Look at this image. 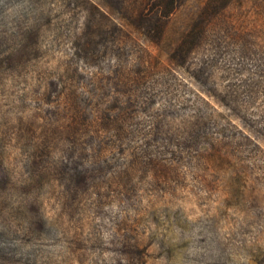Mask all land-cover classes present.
Returning <instances> with one entry per match:
<instances>
[{
  "label": "rangeland",
  "instance_id": "obj_1",
  "mask_svg": "<svg viewBox=\"0 0 264 264\" xmlns=\"http://www.w3.org/2000/svg\"><path fill=\"white\" fill-rule=\"evenodd\" d=\"M96 1L0 0V264H264V0Z\"/></svg>",
  "mask_w": 264,
  "mask_h": 264
},
{
  "label": "trees",
  "instance_id": "obj_2",
  "mask_svg": "<svg viewBox=\"0 0 264 264\" xmlns=\"http://www.w3.org/2000/svg\"><path fill=\"white\" fill-rule=\"evenodd\" d=\"M86 1L89 3V0ZM181 1L182 0H97L96 2H90V4L94 7V10L101 14V16L103 15V11H101L102 8L103 10H108L111 14L120 16L123 21L127 22V24L133 26L139 31L142 29H147L148 32L146 33V37L151 42L158 44L163 36V30L166 22L168 21L169 17L179 8ZM106 17L109 18L108 16ZM92 44L93 43L88 42L84 45V47L81 45L80 49H82L85 53L90 52ZM82 50L80 51L82 52ZM79 58L82 63L88 64V58H85L82 55H79ZM110 127L111 126L107 121L96 125L89 124L87 133L94 134L91 142L95 143L97 140L99 141V139H95L94 136L98 137L99 131H102V129L108 130ZM56 131L61 133L60 128L56 129ZM53 135L55 136V132ZM66 135L70 136L69 133ZM73 137L76 139V134H73ZM68 139L70 138L68 137ZM48 147L50 149V143L45 145L46 151L48 150ZM106 148L105 146L103 148V146L100 144L99 150L97 149L98 151H96V158H98V153H104ZM66 161L67 164L65 163V165L62 168L56 170V172L53 170L52 174L55 172L56 176L61 177L62 180L67 178H79L81 175L76 173L77 168H74L75 163L71 157L66 158ZM95 165L96 164H93V166H91L92 168L87 171V174H94L95 171L100 170V168L96 167ZM90 178L93 177L86 175L83 179L88 181Z\"/></svg>",
  "mask_w": 264,
  "mask_h": 264
}]
</instances>
